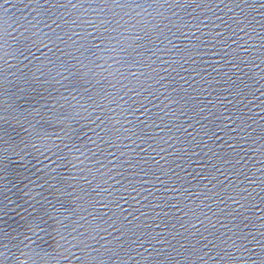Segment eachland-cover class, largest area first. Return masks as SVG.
<instances>
[{
  "label": "water",
  "instance_id": "obj_1",
  "mask_svg": "<svg viewBox=\"0 0 264 264\" xmlns=\"http://www.w3.org/2000/svg\"><path fill=\"white\" fill-rule=\"evenodd\" d=\"M24 252L264 264V0H0V264Z\"/></svg>",
  "mask_w": 264,
  "mask_h": 264
},
{
  "label": "clouds",
  "instance_id": "obj_2",
  "mask_svg": "<svg viewBox=\"0 0 264 264\" xmlns=\"http://www.w3.org/2000/svg\"><path fill=\"white\" fill-rule=\"evenodd\" d=\"M121 40H123V38H121ZM116 44H112L111 42H109L108 44H106V47L108 48L111 47L112 50L116 51ZM111 58L112 57H107L105 58V60H109ZM29 260H30V254L27 252H24L22 253L21 257L18 258V264H29Z\"/></svg>",
  "mask_w": 264,
  "mask_h": 264
}]
</instances>
